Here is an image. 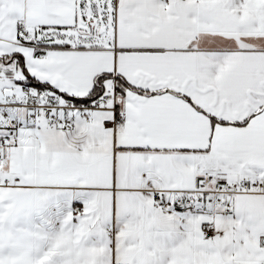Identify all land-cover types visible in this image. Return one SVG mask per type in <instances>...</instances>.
Returning a JSON list of instances; mask_svg holds the SVG:
<instances>
[{
  "label": "snow or ice",
  "instance_id": "obj_1",
  "mask_svg": "<svg viewBox=\"0 0 264 264\" xmlns=\"http://www.w3.org/2000/svg\"><path fill=\"white\" fill-rule=\"evenodd\" d=\"M0 264H264V0H0Z\"/></svg>",
  "mask_w": 264,
  "mask_h": 264
}]
</instances>
